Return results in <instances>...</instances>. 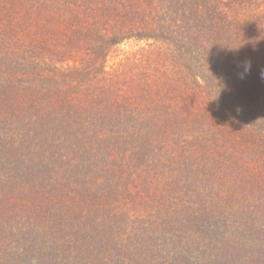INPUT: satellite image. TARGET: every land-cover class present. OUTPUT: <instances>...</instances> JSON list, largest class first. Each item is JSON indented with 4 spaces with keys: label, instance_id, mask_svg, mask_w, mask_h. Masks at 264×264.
I'll return each instance as SVG.
<instances>
[{
    "label": "trees",
    "instance_id": "obj_1",
    "mask_svg": "<svg viewBox=\"0 0 264 264\" xmlns=\"http://www.w3.org/2000/svg\"><path fill=\"white\" fill-rule=\"evenodd\" d=\"M262 72L264 0H0V264H264Z\"/></svg>",
    "mask_w": 264,
    "mask_h": 264
},
{
    "label": "rangeland",
    "instance_id": "obj_2",
    "mask_svg": "<svg viewBox=\"0 0 264 264\" xmlns=\"http://www.w3.org/2000/svg\"><path fill=\"white\" fill-rule=\"evenodd\" d=\"M130 47H132L130 44H125L120 46L121 49L128 50Z\"/></svg>",
    "mask_w": 264,
    "mask_h": 264
},
{
    "label": "clouds",
    "instance_id": "obj_3",
    "mask_svg": "<svg viewBox=\"0 0 264 264\" xmlns=\"http://www.w3.org/2000/svg\"><path fill=\"white\" fill-rule=\"evenodd\" d=\"M250 65L246 64L245 65V71H247L249 69ZM262 76H264V72H262Z\"/></svg>",
    "mask_w": 264,
    "mask_h": 264
}]
</instances>
